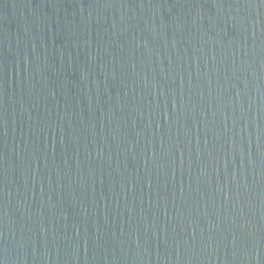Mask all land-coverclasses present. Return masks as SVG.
I'll list each match as a JSON object with an SVG mask.
<instances>
[{"label": "water", "instance_id": "water-1", "mask_svg": "<svg viewBox=\"0 0 264 264\" xmlns=\"http://www.w3.org/2000/svg\"><path fill=\"white\" fill-rule=\"evenodd\" d=\"M0 264H264V0H0Z\"/></svg>", "mask_w": 264, "mask_h": 264}]
</instances>
